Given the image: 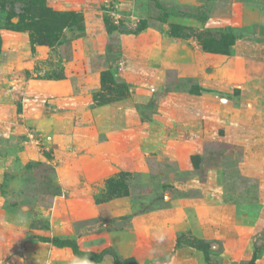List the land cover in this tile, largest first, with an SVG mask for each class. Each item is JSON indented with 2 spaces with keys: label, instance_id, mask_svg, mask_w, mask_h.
I'll return each instance as SVG.
<instances>
[{
  "label": "rangeland",
  "instance_id": "obj_1",
  "mask_svg": "<svg viewBox=\"0 0 264 264\" xmlns=\"http://www.w3.org/2000/svg\"><path fill=\"white\" fill-rule=\"evenodd\" d=\"M111 1H122L124 10L130 8L131 0ZM200 1L202 4L186 5L175 0H135L134 11L140 18L137 26L113 24L114 27L105 22L107 31L113 33L109 39L107 58L121 59L118 53L119 33L139 32L141 21L145 28H163L165 25L162 23H166L169 33L171 25H177L183 35H189L184 39L188 41L187 44L195 41L200 47L198 37H219L220 34L232 32L250 39L255 33L254 29H233L225 25L203 29L212 12L227 11L225 3L228 0H223L224 3L219 5L211 0ZM49 2L0 0V63L7 60L5 57H10L5 45L8 43L9 47H13L19 42L8 35L23 32L31 43L28 30L13 31V23L18 22V17H12L11 23H8L7 13H24L25 23L38 25L44 23L39 17L42 4L54 11V16L72 12L57 9ZM109 3L97 8L104 21L109 20L104 13ZM29 10L32 13L27 12ZM78 12L84 14L83 11ZM52 29L60 43L50 47L51 56L44 62L52 63L53 68L45 74L37 73L34 75L36 79L61 78L60 62L63 58H71L73 50H76L73 39L84 38L85 34L84 30L79 31L74 27L62 29L61 34L56 25ZM259 33L264 35V25ZM186 48L180 58L185 59ZM120 63L123 65L117 68L118 73L127 64L124 60H120ZM157 71L156 65L146 67L138 76L141 83H137V87L147 95L146 100L136 104L144 126L137 144L145 152V169H122L121 172L128 174H122L120 179L128 192L126 196L133 204L134 214L167 208L175 198H190L196 202L191 211V226L177 234L175 250L157 254L155 262H167L176 250H183L194 255L192 264H239L251 257L255 245H260L261 256L255 264H264L263 139L242 132L239 134L244 137L236 139L238 131L228 130L226 124L214 118L217 114L212 110L210 117L204 119L201 118L203 116L193 117L188 109L189 117L180 116L179 96L199 94L201 88L194 78H181L175 70ZM102 81L101 87L106 92H97V95L117 96L115 91L119 88L123 90V95L118 99L131 95L132 90L127 82L123 78L115 79L110 71H103ZM21 92L19 107L26 102H21V95L28 98L24 90ZM4 124L0 125V264H18L17 261L19 264H42L50 249L60 247L52 242L54 238L70 241L86 252L98 253L111 248L102 239L104 226L128 227L130 215L109 221L92 217L91 212L93 204L99 203L108 192L107 179L115 177L119 171L106 178L101 189L81 185L72 175V160L67 153L68 143L65 139L64 147L51 146L47 134L36 131L35 126H24L25 130L22 131L27 133L32 128L37 135V142H29L27 135L26 138L24 136L26 133L20 130L13 133V126L17 124L9 121ZM62 165H65L64 169ZM82 188L86 192H82ZM120 197H123L121 192L119 197L104 202ZM21 209L28 217L26 223L17 219ZM61 226L63 230L59 229ZM195 240H200L205 249L195 247ZM63 247L71 250L68 246ZM205 255L210 262L206 261ZM106 260L113 262L109 255H105L102 261Z\"/></svg>",
  "mask_w": 264,
  "mask_h": 264
},
{
  "label": "crops",
  "instance_id": "obj_2",
  "mask_svg": "<svg viewBox=\"0 0 264 264\" xmlns=\"http://www.w3.org/2000/svg\"><path fill=\"white\" fill-rule=\"evenodd\" d=\"M49 1L57 9L83 11L84 38L73 39L76 50L71 58L60 62L61 78L36 79L37 73H47L53 68L52 63L44 62L51 56V48L38 44L32 53L25 33L8 35L19 42L13 47L5 45L10 57L0 63V125L5 126V121L13 122L17 124L13 126V133L20 130L23 134L26 133L22 131L24 126H35L36 131L47 134L49 143L55 147H64L65 139L72 160V175L79 184L101 189L106 178L122 169H145V152L137 144L144 126L136 104L146 100L147 95L137 83L139 74L154 65L158 71L172 69L181 78L192 77L201 88L199 94L179 96L180 116L189 117L191 112L193 117L203 116L204 119L210 117L212 110L217 114L214 118L226 124L228 130L238 131L236 139L244 137L239 134L242 132L264 141V35L259 33L264 25V0H228L226 12L215 10L208 16L203 29L225 25L257 31L250 39L238 37L230 54L206 52L195 41L187 44L188 41L171 36L166 23H162L163 28L147 27L136 33H119V57L127 63L120 73L117 69L120 60L107 58L113 33L107 31L97 9L111 0ZM175 1L202 4L200 0ZM211 1L217 5L224 3L223 0ZM185 47L187 52L183 59L180 54ZM105 70L117 80L123 78L132 90L131 95L97 103L94 95L106 92L101 87ZM21 90L28 98L19 107ZM24 136L26 138V134ZM66 163L69 165V160ZM81 191L86 192L84 188ZM195 202L190 198H175L167 208L134 214L130 199L123 196L93 204L91 216L112 221L130 215L128 227L104 226L105 245L115 247L122 256L135 257L140 264H157L155 256L174 251L177 234L191 226ZM59 229L63 230V226ZM49 251L42 264H73L75 256L69 248ZM193 262L194 255L176 250L167 262L160 264ZM101 263L113 264L109 260Z\"/></svg>",
  "mask_w": 264,
  "mask_h": 264
},
{
  "label": "trees",
  "instance_id": "obj_3",
  "mask_svg": "<svg viewBox=\"0 0 264 264\" xmlns=\"http://www.w3.org/2000/svg\"><path fill=\"white\" fill-rule=\"evenodd\" d=\"M29 13H32L31 10L27 11ZM54 11H52L50 8L44 6L43 4L39 7V17L41 20H44L43 24H31V23H25L26 14L21 13H7L6 20L8 23H11L10 20L12 17H18V22L13 23V31H25L28 30L30 34V41L32 46V53H34V45H45L52 47L57 43H60V40L58 38V35L53 34L52 26H57V31L61 34L62 29L64 28H71L74 27L75 29L79 31L84 30V23H83V15L79 12H65L60 13L56 16L53 15ZM108 19V18H107ZM110 25H113L111 21L106 20ZM140 24V23H139ZM143 22L141 21V24L139 25V29L143 30L145 27L142 26ZM114 26V25H113ZM115 27V26H114ZM115 29V28H114ZM178 29V30H177ZM181 29L177 25H171L170 35L173 37L186 39L189 37V35H183ZM138 30V31H140ZM240 37L236 34H233L232 32H228L225 34H220L219 37L211 36V37H198L200 41V45L202 49L206 52H212V53H220V54H230V49L235 40ZM103 82V81H102ZM103 87V83H102ZM115 92L118 93L117 96H100V95H94V100L97 103H104V102H110L113 100L118 99L119 97H122L123 90H116ZM193 92H196V90H193ZM122 174H128L120 172L115 177L109 178L106 181L107 184V194L103 197V199L99 200L98 202H104L105 200H109L112 197H119L120 192L123 196L128 195V192L125 189L124 182L121 181V175ZM146 211V210H145ZM57 246L63 247L68 246L71 248L73 254L80 258H87L88 261L99 263L103 260L105 255H109L113 259L114 264H138L135 257H126L123 258L119 255V253L115 250V248L112 246L111 248H105L101 250L100 252H86L81 250L76 244L71 243L70 241H58L56 238L53 239V241ZM195 247L204 250V245L200 240L194 241ZM261 256V249L260 245H255L254 250L252 252L251 257L244 262H240L239 264H255L256 260H258ZM206 261L210 262V259L207 255H205Z\"/></svg>",
  "mask_w": 264,
  "mask_h": 264
},
{
  "label": "built area",
  "instance_id": "obj_4",
  "mask_svg": "<svg viewBox=\"0 0 264 264\" xmlns=\"http://www.w3.org/2000/svg\"><path fill=\"white\" fill-rule=\"evenodd\" d=\"M106 8L104 9V13L106 17L111 21L112 24L118 26L119 24H124L128 26H137L138 22H140V18L137 17V11H134L135 7V0L130 1V8L127 10H124L123 2L122 1H110ZM137 14V15H136ZM137 19V21H136ZM123 65V63H119L117 68ZM23 93V92H21ZM26 98L21 95V102H24ZM29 142H37L36 140V134L34 133V130L32 128L28 129V132L26 133Z\"/></svg>",
  "mask_w": 264,
  "mask_h": 264
},
{
  "label": "clouds",
  "instance_id": "obj_5",
  "mask_svg": "<svg viewBox=\"0 0 264 264\" xmlns=\"http://www.w3.org/2000/svg\"><path fill=\"white\" fill-rule=\"evenodd\" d=\"M17 219L21 223H26L28 217L24 214L23 209L20 210V212L17 214ZM73 264H89V261L87 258H80V257H75L73 259Z\"/></svg>",
  "mask_w": 264,
  "mask_h": 264
}]
</instances>
